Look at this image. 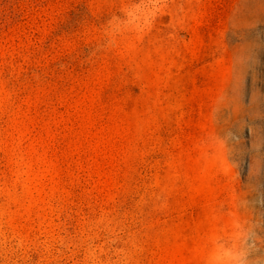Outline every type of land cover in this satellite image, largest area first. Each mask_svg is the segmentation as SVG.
Masks as SVG:
<instances>
[{
    "label": "rangeland",
    "instance_id": "374dc122",
    "mask_svg": "<svg viewBox=\"0 0 264 264\" xmlns=\"http://www.w3.org/2000/svg\"><path fill=\"white\" fill-rule=\"evenodd\" d=\"M0 264H264V0H0Z\"/></svg>",
    "mask_w": 264,
    "mask_h": 264
}]
</instances>
